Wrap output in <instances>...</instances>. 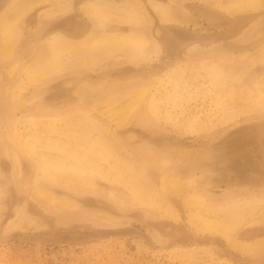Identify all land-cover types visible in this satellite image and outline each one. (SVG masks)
<instances>
[{
	"label": "rangeland",
	"instance_id": "rangeland-1",
	"mask_svg": "<svg viewBox=\"0 0 264 264\" xmlns=\"http://www.w3.org/2000/svg\"><path fill=\"white\" fill-rule=\"evenodd\" d=\"M223 1L0 0V264H264V0Z\"/></svg>",
	"mask_w": 264,
	"mask_h": 264
},
{
	"label": "bare ground",
	"instance_id": "bare-ground-1",
	"mask_svg": "<svg viewBox=\"0 0 264 264\" xmlns=\"http://www.w3.org/2000/svg\"><path fill=\"white\" fill-rule=\"evenodd\" d=\"M257 2H258V0H226V1L221 2L220 5L223 8H227L229 10H238V9H242V8H246V7H253L254 5L257 4ZM104 15H107V14L105 13ZM12 29H13V25L12 24H9V22H3V23L0 24V33H1V37H2V43H3L2 50H3V54L4 55H7L8 54L7 53V45H8V41H9V32ZM129 39L128 38L127 39H123V38H117V37L102 38V39H99V40H94L95 42H93L91 44L92 45L91 47H94V48H97V47L98 48H101L102 46L116 47V46L123 45V44H125L127 42H131L139 50L140 49H143V50L148 49L147 46L149 45V43L146 41V39H144L142 37H136V38H133V39L131 38L130 40ZM146 44H147V46H146ZM49 47L50 48H53V46H49ZM55 48L56 47H54V49ZM47 49H49V48H47ZM54 49H53V51H54ZM56 49H58V48H56ZM37 53H39V52H37ZM42 62H43L42 65H41V71L42 72H39L40 75H42L44 73L46 74L47 72H49L51 70L52 65H55V66L58 65L57 62L55 64H51L49 57H45L44 60H42ZM36 76H38V75H36ZM74 126L76 127L77 125H71L70 124V125H68V129H69V127L71 128V130L72 129H75ZM25 140L26 139L23 140V144L25 145V147L27 149H30L28 143H26ZM43 166H45V164ZM45 167L46 168H49L48 165H46ZM41 168L44 169L43 167H41ZM48 170L49 169H46V172H48ZM167 184H168L169 188H171V189L179 188V185H180L179 180L174 179V178L168 179L167 180ZM43 196H44V194H43ZM198 207H199L200 210L201 209L203 210V208L206 209L205 213H203V214L201 212L197 213V216L196 217L199 218L200 222H202L203 225H205L206 227H208L210 229H217L216 227H217L218 223L220 222V220L219 221L216 220L214 215H212L211 213H208V211H207L208 207H202V206H198ZM231 245L233 246V245H236V244H231Z\"/></svg>",
	"mask_w": 264,
	"mask_h": 264
}]
</instances>
